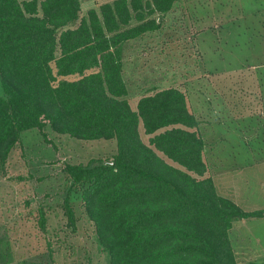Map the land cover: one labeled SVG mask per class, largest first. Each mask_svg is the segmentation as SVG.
Segmentation results:
<instances>
[{"label": "trees", "instance_id": "obj_1", "mask_svg": "<svg viewBox=\"0 0 264 264\" xmlns=\"http://www.w3.org/2000/svg\"><path fill=\"white\" fill-rule=\"evenodd\" d=\"M179 0H0V162L26 130L115 139L111 159L67 163L109 264H238L230 229L264 217L219 193L199 120L177 87L130 102L123 48L161 28ZM147 136L148 143L143 139ZM65 213L75 225L69 196ZM39 227L47 215L39 208Z\"/></svg>", "mask_w": 264, "mask_h": 264}, {"label": "rangeland", "instance_id": "obj_2", "mask_svg": "<svg viewBox=\"0 0 264 264\" xmlns=\"http://www.w3.org/2000/svg\"><path fill=\"white\" fill-rule=\"evenodd\" d=\"M113 1L81 0V16ZM155 17L161 28L123 48L131 104L152 87L185 92L205 141V176L243 210H264V0H179ZM45 131L52 143L26 130L0 162V264H109L65 166L111 159L116 140ZM42 206L47 231L37 222ZM230 236L238 264H264V217L236 220Z\"/></svg>", "mask_w": 264, "mask_h": 264}]
</instances>
